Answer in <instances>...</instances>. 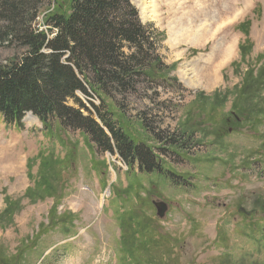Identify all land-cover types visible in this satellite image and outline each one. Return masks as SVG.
<instances>
[{
    "label": "rangeland",
    "instance_id": "1",
    "mask_svg": "<svg viewBox=\"0 0 264 264\" xmlns=\"http://www.w3.org/2000/svg\"><path fill=\"white\" fill-rule=\"evenodd\" d=\"M132 2L144 24L163 32L159 52L182 86H159L156 95L143 84L99 111L110 110L169 172L148 174L137 164L131 169L115 146L102 150L58 120L45 127L27 113L20 127L0 115V213L7 199L15 209L0 223L3 264L12 257L15 264H120L125 212L135 218L144 209L163 231L179 236L182 264H215L221 228L235 254L256 245V226L247 224L264 222V85L257 77L264 78V0ZM53 8L52 0L42 5L40 30ZM20 53L2 46L0 63ZM248 71L255 82L241 89ZM240 95L252 116L254 107L260 110L256 120L235 109ZM77 100L102 125L94 107H101L99 97L77 92L68 103L81 107ZM174 132L187 137L169 148L162 139ZM160 202L167 205L163 216L155 205Z\"/></svg>",
    "mask_w": 264,
    "mask_h": 264
},
{
    "label": "trees",
    "instance_id": "2",
    "mask_svg": "<svg viewBox=\"0 0 264 264\" xmlns=\"http://www.w3.org/2000/svg\"><path fill=\"white\" fill-rule=\"evenodd\" d=\"M48 1L0 0V47L15 46L22 50L19 55L0 63L3 121L21 127L27 113L36 116L45 127L58 120L62 128L90 136L102 150L115 151V146L131 169L137 164L141 172L168 173L152 147L133 140L116 120L113 121L110 110H105L104 115L99 111L107 107L106 101L116 102L117 95L126 99L140 92L145 88L143 84L149 83L156 95H159V86L171 82V85L182 86L179 78L172 74L174 69L164 62L159 52L163 32L153 24L142 22L132 0H52L54 10L44 21L46 28L40 30L36 26L39 12ZM241 52H244V44ZM262 71L264 73V67ZM246 74L241 89L246 81L253 80L252 71ZM257 77L264 85L263 75L259 73ZM77 92L87 96L94 93L99 97L101 107H94L110 135L94 116L83 112L82 109L89 110L80 101L77 100L81 107L69 105V99L75 98ZM253 96L259 98L260 91ZM243 98L239 96L235 109L256 120L260 110L254 107L252 116V108L246 107ZM145 124L143 122L149 130ZM151 132L155 138L159 136ZM185 136L186 133L178 137L174 132L162 141L169 148L176 147ZM13 203L7 199L6 208L0 213L1 224L6 214L13 216L15 209L10 210ZM261 222L247 224L256 226L252 230L256 245L251 249L245 245L243 255L228 248L227 232L221 228L215 240L220 252L215 264H264V259L258 258L264 254V222ZM26 249L27 245L22 253ZM12 258L9 264H15ZM182 258L179 236L163 231L145 209L135 218L125 212L118 250L120 264H182ZM5 259L1 258L0 250V262L3 264Z\"/></svg>",
    "mask_w": 264,
    "mask_h": 264
},
{
    "label": "water",
    "instance_id": "3",
    "mask_svg": "<svg viewBox=\"0 0 264 264\" xmlns=\"http://www.w3.org/2000/svg\"><path fill=\"white\" fill-rule=\"evenodd\" d=\"M155 205L158 208L159 215L163 216L167 208V205L164 202L156 203Z\"/></svg>",
    "mask_w": 264,
    "mask_h": 264
}]
</instances>
